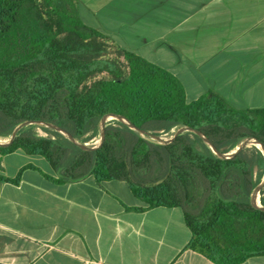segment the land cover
I'll return each instance as SVG.
<instances>
[{"label": "trees", "instance_id": "1", "mask_svg": "<svg viewBox=\"0 0 264 264\" xmlns=\"http://www.w3.org/2000/svg\"><path fill=\"white\" fill-rule=\"evenodd\" d=\"M115 112L155 137L212 129L227 152L264 136V109H234L213 91L187 102L172 74L85 26L77 0H0V138L28 120L47 118L87 143L98 139L102 120ZM42 130L21 132L6 151L43 157L57 183L90 176L98 184L126 182L145 205L137 211L180 208L191 233L185 248L214 264L264 256V215L251 200L264 176L258 148L226 163L198 138L159 148L114 122L112 145L90 153Z\"/></svg>", "mask_w": 264, "mask_h": 264}, {"label": "crops", "instance_id": "2", "mask_svg": "<svg viewBox=\"0 0 264 264\" xmlns=\"http://www.w3.org/2000/svg\"><path fill=\"white\" fill-rule=\"evenodd\" d=\"M78 17L172 74L191 102L213 91L264 109V0H77ZM0 264H214L186 249L180 208H145L126 182L57 183L39 155L0 151ZM242 264H264V256Z\"/></svg>", "mask_w": 264, "mask_h": 264}, {"label": "water", "instance_id": "3", "mask_svg": "<svg viewBox=\"0 0 264 264\" xmlns=\"http://www.w3.org/2000/svg\"><path fill=\"white\" fill-rule=\"evenodd\" d=\"M116 121H120L122 124L127 125L129 128H131L138 136L143 138L145 141L148 143L159 147V148H166L170 145L177 144L182 141H186L189 139L193 138H198L205 142L204 139H213L214 141L220 143L221 145V150L218 152V154L214 151H211L218 156L219 159L226 163H238L241 160L246 159L255 148H258V145L263 142L264 136H259L255 137L252 143L249 145L248 149L245 151L243 156L236 160V159H230L228 156L227 152V145L224 139L214 130L209 129V128H201V129H187L184 133H178L171 135L167 139H162V137H155L152 135H149L142 130H140L133 122L132 120L124 113L122 112H115V113H110L105 116L104 118V125L101 123V128L105 126V128L108 131V138L107 141L98 145V146H93L88 143L82 142L80 139H77L73 137L70 133H68L65 129H63L61 126L57 125L55 122H53L50 119L47 118H34L31 120H28L22 124H20L18 127L19 129L15 131L12 136H13V143L11 145H4L0 143V151H6L10 150L19 140L21 132H24L27 129L32 128L33 126H43L44 128H49L52 129L53 131L61 134L64 138H66L68 141L79 147L80 149L90 152V153H99L106 151L113 143L114 141V132H113V124ZM102 129H100L101 132ZM211 141V140H210ZM206 143V142H205ZM207 144V143H206ZM259 149V148H258ZM263 153L264 157V147L263 149H259ZM257 192V193H256ZM252 204L254 207L261 212L264 215V176L262 179V182L258 185L255 191V196L252 197Z\"/></svg>", "mask_w": 264, "mask_h": 264}, {"label": "rangeland", "instance_id": "4", "mask_svg": "<svg viewBox=\"0 0 264 264\" xmlns=\"http://www.w3.org/2000/svg\"><path fill=\"white\" fill-rule=\"evenodd\" d=\"M103 125H104V119L102 120L101 122ZM42 127L43 126H33L32 128H30V130L32 131H35L37 132L39 135H44V132L42 130ZM19 129V127L15 130L17 131ZM103 134H102V140L101 142H99V145L104 143L106 141V138H107V135H108V132H107V129L104 127L101 128ZM186 130L182 129L180 133H184ZM101 134V132H100ZM101 135H99L100 137ZM98 137V138H99ZM255 137L251 138V139H248L246 140L245 142H243L239 147H237L236 150L234 151H230L228 152V156L230 159H236L237 157L241 156L242 154H244V152L248 149L249 145L252 143V141L254 140ZM162 139H167L166 137L165 138H162ZM99 139H95V140H91V141H88L87 143L90 144V145H93L95 146L94 144L98 141ZM0 143L1 144H4V145H11L13 143V136H11L10 138H7V139H2L0 138ZM261 145L259 146L258 145V148L259 149H263L264 147V142H261L260 143ZM216 147V146H215ZM215 151L216 153L218 154L219 150L217 149V147L215 148ZM257 193V192H256Z\"/></svg>", "mask_w": 264, "mask_h": 264}, {"label": "bare ground", "instance_id": "5", "mask_svg": "<svg viewBox=\"0 0 264 264\" xmlns=\"http://www.w3.org/2000/svg\"><path fill=\"white\" fill-rule=\"evenodd\" d=\"M117 123H121L120 121H116ZM102 134H103V132L101 131V136L98 138L99 140L94 144L95 146H98L99 145V142H101V140H102ZM166 138H168V137H170V136H165ZM165 137H162V138H165ZM205 140V142L207 143V145L209 146V148L212 150V151H214V152H216L215 151V147H214V145L210 142V140L209 139H204ZM261 144H259V146H260Z\"/></svg>", "mask_w": 264, "mask_h": 264}]
</instances>
